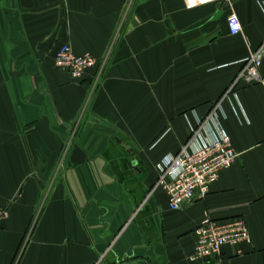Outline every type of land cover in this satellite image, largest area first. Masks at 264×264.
<instances>
[{
    "label": "crops",
    "instance_id": "1",
    "mask_svg": "<svg viewBox=\"0 0 264 264\" xmlns=\"http://www.w3.org/2000/svg\"><path fill=\"white\" fill-rule=\"evenodd\" d=\"M1 1L0 264H203L206 218L251 234L211 264H264V88L229 93L264 44V0ZM64 44L99 67L73 81L55 66ZM218 103L238 161L172 212L157 166Z\"/></svg>",
    "mask_w": 264,
    "mask_h": 264
},
{
    "label": "built area",
    "instance_id": "2",
    "mask_svg": "<svg viewBox=\"0 0 264 264\" xmlns=\"http://www.w3.org/2000/svg\"><path fill=\"white\" fill-rule=\"evenodd\" d=\"M183 3L187 10H195L216 3L231 6L232 0H183ZM228 26L233 35L242 32L235 13L229 16ZM263 65L264 44L242 63L229 93L240 83L264 88V76L260 72ZM55 66L68 72L73 81L79 82L89 71L98 68L99 62L92 53L77 55L69 44H64L56 56ZM222 115L218 103L205 118L197 120L181 150L157 166L159 179L155 190L163 189L168 194L170 211H181L196 199L205 200L222 173L238 161V152L224 127ZM8 218L9 210L0 208V227ZM195 235L197 244L190 260L203 264L219 261L227 246L236 248L243 243H251V234L244 218L227 222L206 218L196 229Z\"/></svg>",
    "mask_w": 264,
    "mask_h": 264
},
{
    "label": "rangeland",
    "instance_id": "3",
    "mask_svg": "<svg viewBox=\"0 0 264 264\" xmlns=\"http://www.w3.org/2000/svg\"><path fill=\"white\" fill-rule=\"evenodd\" d=\"M2 1L0 0V5H1Z\"/></svg>",
    "mask_w": 264,
    "mask_h": 264
}]
</instances>
